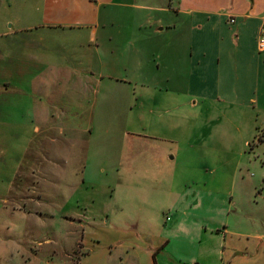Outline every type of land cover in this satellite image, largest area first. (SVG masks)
<instances>
[{"label":"crops","instance_id":"crops-1","mask_svg":"<svg viewBox=\"0 0 264 264\" xmlns=\"http://www.w3.org/2000/svg\"><path fill=\"white\" fill-rule=\"evenodd\" d=\"M16 2L14 33L31 36L30 41L39 52L30 55V59L37 66L22 71V88L3 78L0 83L6 86L0 87V95L20 92L25 96L26 104L8 108L7 116L12 117L2 122L10 129L17 127L15 134L23 140L26 174L36 179L31 182V193H40L30 195L27 214L58 217L73 228L83 226V230L86 219L95 220L102 215L107 221L111 215H123L125 228L113 227L123 230L125 239L108 243L120 244L124 249L118 264H128L130 260L134 264H202L199 248L195 255L184 251L187 243L194 244L200 238L199 232L173 228L183 213L178 214L175 205L170 204L169 172L162 176L164 184H131L130 188L136 186L134 190L143 189L147 195L132 208L125 206L123 197L113 202L76 197L75 205L69 204V199L83 186H93L99 174L103 175L99 184L107 186L114 174L117 188L127 180L119 175L123 167L122 173L126 172L129 180L136 172L126 166L124 155L129 151L114 152L113 160L104 150L95 151L92 147L95 125L98 131L109 132V126L128 122L126 110L132 96L141 105L137 120L144 122L143 133L138 136L147 140L203 147L208 142L209 133H204L207 123L225 132L232 130L230 125L240 131L264 120V50L257 48L258 32L264 23V0H176L175 4L170 0ZM116 10H122L118 17ZM170 10L183 16L188 36L159 38L175 25L160 18L152 24L149 15ZM125 11L145 18L129 22L124 20ZM230 17L234 18L233 23L229 22ZM130 30H137V34L131 35ZM60 33L72 34L68 43L78 48L79 56H68L76 65L63 64L56 49L54 53L43 52L45 35ZM60 43L59 47L63 42ZM212 106L213 115L202 119L198 110ZM185 108L191 109V117L175 116L174 112ZM124 128L122 139L128 141L134 133L127 129L128 125ZM41 183L61 197L58 204L41 192ZM111 203L113 210L107 207ZM165 212L167 222L158 235L148 236L137 230L140 220H156ZM239 234L249 238L245 231ZM79 241L81 255L72 264H79L81 259L84 262L98 251V246L90 249L83 235ZM204 252L209 257L216 250ZM218 254L224 264L226 246ZM230 262L228 259L227 264Z\"/></svg>","mask_w":264,"mask_h":264},{"label":"rangeland","instance_id":"rangeland-1","mask_svg":"<svg viewBox=\"0 0 264 264\" xmlns=\"http://www.w3.org/2000/svg\"><path fill=\"white\" fill-rule=\"evenodd\" d=\"M170 2L175 4L176 0ZM17 6L16 0H0V82L7 78L12 81L13 86L22 88V71L36 68L37 64L30 59V55L38 53L39 49L30 41L31 36L14 33L13 20L17 15ZM114 14L118 17L122 10H116ZM123 16L129 22L145 18L128 11ZM149 17L152 24L160 18L175 25V28L159 35L162 40L189 35L183 16L180 17L171 10L170 13L155 11ZM130 31L131 35L137 34V30ZM145 35L148 36V33ZM45 36L44 53H54L56 49L55 52L63 57V64L76 65L68 56L71 53L79 56L78 48L68 43V39L73 38L72 34ZM60 42H63L61 47ZM0 85L6 86L2 83ZM100 97L99 95V99ZM24 98L20 92L0 95V264L75 263L81 255V235L90 249L98 246V251L84 262L81 259L79 264H118L117 259L124 249L120 244L112 243L110 246L108 243L125 239L123 230L113 227L125 228L127 222L123 215H111L107 221H104L105 217L102 215H98L95 220L86 219L83 230V226L73 228L58 217L45 218L27 214L31 208L30 195L40 196V193L38 190L31 193L34 184L31 182H36V179L29 178L26 174V159L22 156L23 140L15 134L18 132L17 127L10 129L2 122L7 117H12L11 114L7 116L8 108H22L26 104ZM140 106V102L135 101L132 96L127 105L126 124L111 125L109 132L98 131L97 126H94L95 141L92 147L95 151L104 150L112 158L116 155L114 152L129 151L124 155L126 166L136 170L131 174V180L126 172L122 173L124 167L119 175L127 180L122 182V186L117 185V188L114 174L109 186L99 184V179L102 181L103 176L99 174L96 177L98 181L95 180L93 186H83L69 199V204H74L76 197H95L96 200L112 202L123 197L125 206L132 208L139 205L141 200L147 199V195L143 189L134 190L136 186L130 188L131 184H164L162 176L169 172L170 204L175 205L178 214L183 213V218L177 220L173 228L200 234L196 243L186 244L184 251L195 255L194 251L199 248L197 254L201 257L202 264L205 261L221 264L218 250L224 245L225 259H231L230 264H264V120L240 131L234 130L230 125L229 129L232 130L225 132L207 123L204 128L205 135L209 133L207 145L193 148L187 144L183 146L181 142L140 138L138 134L143 133L144 125V122L137 120ZM214 110L215 107L212 106L198 111H201L202 119H208ZM189 111L191 109L185 108L174 113L177 114L175 116L184 114L191 117L192 111ZM18 112L16 110L15 116ZM125 125L135 134L128 137V141L122 139ZM39 186L43 194L53 197L49 200H55L57 204L60 202L61 197L54 195V189L44 183ZM100 203L99 206H102V202ZM107 207L114 209L113 203ZM127 212L131 211L128 209ZM164 222H167L166 212L161 213L156 220H140L137 230L148 236L158 235ZM243 231L249 233V238L239 237V233ZM109 232L112 233L108 234ZM208 250L216 252L205 257L204 251ZM225 259L224 264H227L228 259ZM128 264L134 263L130 260ZM142 264H147V261H142Z\"/></svg>","mask_w":264,"mask_h":264},{"label":"built area","instance_id":"built-area-1","mask_svg":"<svg viewBox=\"0 0 264 264\" xmlns=\"http://www.w3.org/2000/svg\"><path fill=\"white\" fill-rule=\"evenodd\" d=\"M229 22L230 23H233L234 22V18L231 17L229 19ZM257 48L258 50H264V23L262 24V26L260 27L259 29V32H258V36H257Z\"/></svg>","mask_w":264,"mask_h":264}]
</instances>
